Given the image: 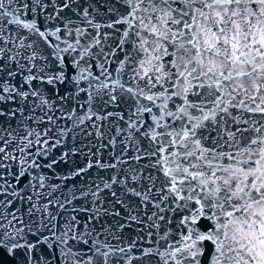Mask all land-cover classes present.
Wrapping results in <instances>:
<instances>
[{
  "label": "snow or ice",
  "instance_id": "snow-or-ice-1",
  "mask_svg": "<svg viewBox=\"0 0 264 264\" xmlns=\"http://www.w3.org/2000/svg\"><path fill=\"white\" fill-rule=\"evenodd\" d=\"M0 264H264V0H0Z\"/></svg>",
  "mask_w": 264,
  "mask_h": 264
}]
</instances>
